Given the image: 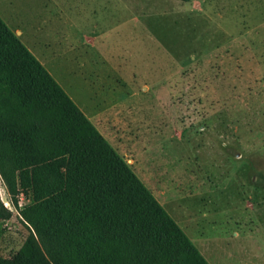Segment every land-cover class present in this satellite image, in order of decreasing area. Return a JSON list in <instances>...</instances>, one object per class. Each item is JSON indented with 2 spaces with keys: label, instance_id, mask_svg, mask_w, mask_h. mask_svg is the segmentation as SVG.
I'll use <instances>...</instances> for the list:
<instances>
[{
  "label": "rangeland",
  "instance_id": "1",
  "mask_svg": "<svg viewBox=\"0 0 264 264\" xmlns=\"http://www.w3.org/2000/svg\"><path fill=\"white\" fill-rule=\"evenodd\" d=\"M0 19L175 222L217 261L239 248L257 196L264 214V0H0ZM31 200L0 177V257Z\"/></svg>",
  "mask_w": 264,
  "mask_h": 264
},
{
  "label": "trees",
  "instance_id": "2",
  "mask_svg": "<svg viewBox=\"0 0 264 264\" xmlns=\"http://www.w3.org/2000/svg\"><path fill=\"white\" fill-rule=\"evenodd\" d=\"M0 177L32 198L30 234L0 264H208L1 19Z\"/></svg>",
  "mask_w": 264,
  "mask_h": 264
},
{
  "label": "crops",
  "instance_id": "3",
  "mask_svg": "<svg viewBox=\"0 0 264 264\" xmlns=\"http://www.w3.org/2000/svg\"><path fill=\"white\" fill-rule=\"evenodd\" d=\"M260 28H264V23H260ZM261 47L264 44L259 43ZM262 203L257 196L253 199L252 203V230H240L239 233L235 232L234 236L239 237V248L234 249L230 252L224 250L225 258L224 261H217L210 252V248L206 243L210 238L203 233H195L196 226L190 225L187 220H178L181 222L183 232L187 235L193 245L197 248L200 254L208 262V264H230L235 262L236 264H263L260 262V255L264 253V214H260V207ZM189 235L191 237H189Z\"/></svg>",
  "mask_w": 264,
  "mask_h": 264
}]
</instances>
